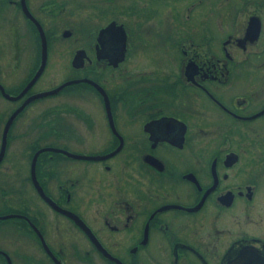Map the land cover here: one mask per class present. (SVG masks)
I'll return each instance as SVG.
<instances>
[{
  "label": "flooded vegetation",
  "instance_id": "flooded-vegetation-1",
  "mask_svg": "<svg viewBox=\"0 0 264 264\" xmlns=\"http://www.w3.org/2000/svg\"><path fill=\"white\" fill-rule=\"evenodd\" d=\"M0 87V264H264V0H0Z\"/></svg>",
  "mask_w": 264,
  "mask_h": 264
},
{
  "label": "water",
  "instance_id": "water-1",
  "mask_svg": "<svg viewBox=\"0 0 264 264\" xmlns=\"http://www.w3.org/2000/svg\"><path fill=\"white\" fill-rule=\"evenodd\" d=\"M82 80H85L84 78H74V79H70V80H67V81H64L62 82L61 84H59L58 86H56L55 88L51 89V90H47V91H43V92H40V93H37L36 96H41V95H44V94H49V93H52L54 91H56L58 88L62 87L63 85L65 84H69V83H73V82H78V81H82ZM1 91L2 88L0 87ZM11 118V116L9 117V119ZM5 131H6V124L4 126V129H3V145H4V141H5ZM44 149H53V150H61V149H58V148H52V147H41V148H38L36 149L32 156H31V169H30V172H31V177L33 179V182H35V179H34V174H33V165H34V161H35V157L36 155L38 154L39 151L41 150H44ZM63 151L64 153L68 154V155H72V156H82V157H88V156H84V155H79V154H75V153H70L68 151H65V150H61ZM36 184V182H35ZM36 187L37 189H39V192L41 193V195L48 200V198L41 192L39 186L36 184ZM49 201V200H48ZM50 202V201H49ZM16 214H13V213H5L3 215L0 216V218H6V217H11V216H15ZM75 219L78 221V219L76 218V216L74 215ZM78 223H80L78 221Z\"/></svg>",
  "mask_w": 264,
  "mask_h": 264
},
{
  "label": "rangeland",
  "instance_id": "rangeland-1",
  "mask_svg": "<svg viewBox=\"0 0 264 264\" xmlns=\"http://www.w3.org/2000/svg\"><path fill=\"white\" fill-rule=\"evenodd\" d=\"M1 107H2V105L0 104V108H1ZM27 153H28V150H26V151H25V154H24V157H25L24 160H25L26 164H27ZM9 157H10V155H9V156L7 157V159L5 160L3 166H6ZM14 162L17 163L15 160H14ZM1 165H2V164H1ZM14 165H15V164H14ZM6 169H7L9 172H12L11 175H13V176L15 175V171L18 170L16 166H15V167H12V166H9V164H7ZM13 169H15V171H14ZM15 181H16V179H15ZM4 210H7V209L4 208L3 211H4ZM0 222H3V229H4L5 231H7L11 237H16V238H18V235H17L15 232H13L12 230H11L12 232H10V231H8V230L5 229V228H7V226H11L12 229H16V226L13 225L14 223H17V222H18L16 218H8V217H7V218H5V219H1Z\"/></svg>",
  "mask_w": 264,
  "mask_h": 264
}]
</instances>
